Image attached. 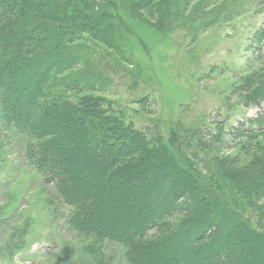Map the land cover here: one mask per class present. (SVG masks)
<instances>
[{
    "label": "trees",
    "instance_id": "1",
    "mask_svg": "<svg viewBox=\"0 0 264 264\" xmlns=\"http://www.w3.org/2000/svg\"><path fill=\"white\" fill-rule=\"evenodd\" d=\"M188 1L0 0V123L25 140L43 190L53 188L48 202L69 208L66 223L88 241L89 264H111V243L123 264H264V110L233 129L234 156L217 153L230 135L218 134L203 171L175 127L167 139L149 136L110 114L103 98L75 100L89 81L76 70L74 40L122 54L125 18L162 30ZM236 91L264 104V64Z\"/></svg>",
    "mask_w": 264,
    "mask_h": 264
},
{
    "label": "rangeland",
    "instance_id": "2",
    "mask_svg": "<svg viewBox=\"0 0 264 264\" xmlns=\"http://www.w3.org/2000/svg\"><path fill=\"white\" fill-rule=\"evenodd\" d=\"M183 6L158 31L125 18L122 54L86 36L74 40L70 49L82 59L76 70L90 86L84 80L75 100L103 98L110 114L149 136L167 139L175 127L187 137L183 153L205 171L218 134L230 135L217 142V153L234 156L233 129L248 128L264 110L236 91L243 75L264 64V0ZM13 134L0 123V264H89L82 252L88 241L66 223L69 208L48 202L53 188L43 190V175L25 157V140ZM256 215L247 213L252 223ZM109 249L111 264H123L122 247L111 243Z\"/></svg>",
    "mask_w": 264,
    "mask_h": 264
}]
</instances>
